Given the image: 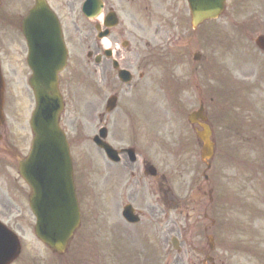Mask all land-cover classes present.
Wrapping results in <instances>:
<instances>
[{
    "label": "rangeland",
    "instance_id": "1",
    "mask_svg": "<svg viewBox=\"0 0 264 264\" xmlns=\"http://www.w3.org/2000/svg\"><path fill=\"white\" fill-rule=\"evenodd\" d=\"M233 1L235 0L228 2L229 9L224 17L215 23L205 24L201 28L200 31H205L208 35L206 45L201 44L203 46L201 47L199 41L191 39L192 44L187 48L186 41L183 39L177 47H174L176 52L180 53L182 60L176 61L177 58H175L174 62L171 56L163 60L160 54L164 53L159 47H155L154 50L151 46L141 53L148 60V65L155 67L141 69L144 77L140 79L142 80L140 82L148 92L145 95L146 99L140 100L144 109L142 124L145 125L143 134L145 149L151 158L155 156L158 159L156 161L167 192L164 197L159 196L156 199L144 189L143 194L139 193L131 197L130 202L134 208L144 210L142 224L137 231H144L145 250L141 251L137 259L129 261V264H208L204 263L206 255L214 258V264H264V134H262L264 132V84L259 91L251 95L252 98L247 96V101H242L237 93L236 100L227 107L226 119L224 118V122L216 127L217 150L212 163L210 181L215 190V197L223 202L224 211L223 214H219L214 206L213 213H209V218L215 221V225L208 232L203 229L210 225L208 221L203 220V211L194 209L196 200L189 201L192 183L196 181L195 178L202 179L204 166L199 160V150L195 146H187L186 137L189 134L193 136L187 116L198 109L200 95L209 115L213 112L216 118L221 116L220 106L216 100H210L214 91L220 89L217 84L218 75L215 73L213 75L209 72V75L202 79L190 74V85L187 82L185 87L197 84L198 88L193 85L186 92L183 91L184 83L189 80V68L186 64L189 61L190 52H198L205 56L202 62L193 66L214 68L218 72L224 69L235 78L241 76L235 68L237 63L243 66L238 68H246L248 71L258 69V59L264 64V60L255 52L253 42L258 32L264 33V5L254 0H238V5L235 6ZM32 2L33 0H3L0 12V43H3L0 58L8 83L7 127L9 138L14 141L13 145L18 147L17 142L24 152L30 142L28 123L32 108V96L27 86L28 72L24 61L25 46L20 36L16 37L15 34L18 35L19 32L14 26L8 25L5 28L3 26L5 23L9 24L12 19L19 21L20 16L25 14ZM80 2L81 0H50L66 33L65 38L70 51L69 65L79 62L86 65V53L92 50L97 42L94 29L97 21L86 20L81 15ZM135 10L134 6L127 4L123 5L122 11H119L122 13L121 17L125 19V28L129 33L124 37L130 43V49L121 48L118 51V56H122L121 62L125 66H129L132 62L139 64L135 51V44L138 42V38H135L136 34L143 35L142 43L147 41L155 43L152 36L154 29L152 26L142 24V16ZM247 19L250 21L246 22ZM258 20L263 21L262 29L257 27ZM238 22H245V24L238 25ZM231 23L234 28L230 25ZM137 27L140 30H137ZM240 27H243L242 32L239 30ZM121 39L123 38L116 33L109 41L113 46ZM177 41L178 39L172 40V45ZM247 56L250 58L251 65L245 67L246 63H249ZM99 71L103 78L107 76L103 70ZM220 77L223 84L227 78ZM62 78L66 108L61 124L71 142L77 180L80 187L83 186L85 190L86 180L82 179V176L87 178L86 175L95 170L91 169L96 168L102 174L94 178L90 177L91 191L96 194H105L106 160L92 143V137L98 127L105 124L97 118L98 112H104V83L99 80L101 89L97 91L91 89L90 80L99 79V74H94L92 68H68ZM109 78H112L115 83L113 75ZM215 86H218L217 89ZM224 97L223 92L220 99ZM254 99H256L255 104H253ZM254 110L257 111L254 112ZM235 115L239 117L236 125L231 123L234 122L232 120L235 119ZM105 117L104 114L103 119ZM120 122L124 125L121 119ZM151 125L150 128L158 133V143L148 149L147 139ZM239 125L242 129L240 132L236 130L239 129ZM256 127H259V130ZM183 141L184 149L181 150L176 162L174 153L167 149L172 150ZM3 157L5 158L0 155V159L4 160ZM1 164L5 165L4 162ZM14 176L15 172L14 175L6 176L5 182L12 181ZM20 184L24 186L21 181ZM9 192L14 210L1 208V211L5 215L2 217L6 218L8 224L19 229L22 253L15 264H74L76 257H81L80 264H120L107 260L109 250L111 253L113 250L115 255L119 250L122 256L130 245L129 237L132 230L129 227L127 229L124 224L121 225L123 221L120 218V209L115 214L109 215L111 225L108 226L105 213L101 212L104 208H96L97 217L93 216L95 232L106 236V233L112 230L109 241L106 240L105 245L104 242L100 244L101 238L98 237V241L89 240L87 243L80 241V247L76 239L60 259L35 238L34 218L31 217L27 207L26 192L20 194L21 191L15 189ZM6 195H8L7 192ZM100 197L104 199V196ZM153 210H155L154 216H152ZM21 212L22 216L17 218ZM84 220L88 223L87 216H84ZM149 226H151L150 229ZM208 236H212L214 240V250L210 254ZM172 237L179 240L180 252H176L170 246ZM154 239L157 242L155 247ZM116 257L118 258L117 255Z\"/></svg>",
    "mask_w": 264,
    "mask_h": 264
},
{
    "label": "water",
    "instance_id": "2",
    "mask_svg": "<svg viewBox=\"0 0 264 264\" xmlns=\"http://www.w3.org/2000/svg\"><path fill=\"white\" fill-rule=\"evenodd\" d=\"M193 14V23L203 18H214L222 11L224 0H189ZM87 16L92 17L99 11L98 3L89 0L86 4ZM46 8L42 0H37L35 9L31 10L24 20V35L31 47L30 63L35 68L34 77L29 84L34 91L37 102L35 117L31 127L37 139L38 158L46 166L59 174V177L47 175L44 182L34 181L23 172L20 174L34 190L31 198V208L37 217L36 235L44 243L54 248L56 252L64 251L68 239L79 224V212L72 191L71 165L68 145L65 136L58 127L59 115L62 110L61 97L57 89V73L59 53L63 51L62 61L66 52L61 33L54 31L56 19L46 16ZM258 45L264 49V41ZM62 47V48H61ZM30 58V57H29ZM61 66V65H60ZM2 79L0 76V110L2 106ZM196 117H199L197 115ZM209 131L199 134L203 142L202 159H209L212 154V144L209 141ZM102 145V144H101ZM103 146V145H102ZM130 215L127 209L124 216ZM3 229L0 228V264H8L15 256L9 254L7 243L3 241ZM13 242L15 239L10 235ZM176 244V242H174ZM5 246L6 249H3ZM8 258L4 261L5 255ZM4 261V262H3Z\"/></svg>",
    "mask_w": 264,
    "mask_h": 264
},
{
    "label": "flooded vegetation",
    "instance_id": "3",
    "mask_svg": "<svg viewBox=\"0 0 264 264\" xmlns=\"http://www.w3.org/2000/svg\"><path fill=\"white\" fill-rule=\"evenodd\" d=\"M106 5L108 6L107 2H106ZM110 9H112V7H108V10H110ZM157 19H158V22L160 23L161 18L157 17ZM120 33H121L120 34L121 36L124 35V32H120ZM161 44H162V42L158 43V45H161ZM134 64H136V63H134ZM132 65L133 64H131L128 67H125V68H138L139 70L141 68H148L147 65H145V64H137V65H133V66ZM88 68H100V69L106 70V68L109 69V68H113V67H112L111 64L108 63V64H99V65H89ZM138 85H143V84H142V82H136V84L131 83V87H130V89H131V100H133L134 99L133 97L136 94H138L139 91H140V87H137ZM115 95L117 96V99H118V102L116 104L117 107L112 113L108 114V116H110V117H108L106 119V123H107V125L109 127V128L108 127L107 128H108V132L110 134V137L111 136L114 137L115 133H119L121 131L123 125L121 123H118V118H121L122 122L124 123V119L126 118V113H127V110H128L127 103H128L129 100L128 99H124L123 103H121V101L119 99L120 91H118ZM121 99H123V98L121 97ZM119 105H122V106H119ZM118 111H119V113H118ZM129 147H132V146L130 145ZM135 148H137V147H135ZM120 149H122V148H120ZM3 151H8V150L3 148ZM135 151H136V149H135ZM1 154H2V150L0 149V155ZM131 167H133V166H129L127 164V162L125 164H123L122 176L126 173V169H129ZM143 167H144V160L141 161L140 169H142ZM10 168H11V165H10ZM129 171H130V175L132 173H134L133 170H129ZM112 179H113V177H112ZM135 180H137V184L138 185H141L143 183V179L142 178H137V176L135 177V175H132L130 181H135ZM113 189H114V186H112V190Z\"/></svg>",
    "mask_w": 264,
    "mask_h": 264
},
{
    "label": "bare ground",
    "instance_id": "4",
    "mask_svg": "<svg viewBox=\"0 0 264 264\" xmlns=\"http://www.w3.org/2000/svg\"><path fill=\"white\" fill-rule=\"evenodd\" d=\"M105 41H106V40H105ZM105 41H104V42H105ZM107 43H108V42H107ZM107 43L105 42L106 45H107Z\"/></svg>",
    "mask_w": 264,
    "mask_h": 264
}]
</instances>
